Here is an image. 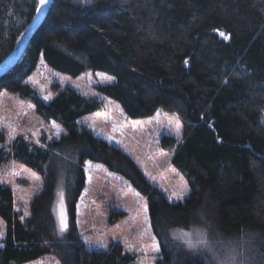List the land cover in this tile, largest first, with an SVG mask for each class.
<instances>
[{"label":"trees","instance_id":"16d2710c","mask_svg":"<svg viewBox=\"0 0 264 264\" xmlns=\"http://www.w3.org/2000/svg\"><path fill=\"white\" fill-rule=\"evenodd\" d=\"M38 4L0 0V62ZM40 58L71 76L110 74L112 82L94 87L131 118L159 108L178 115L181 139L162 142L174 146L171 163L186 177L188 196L169 201L120 148L77 122L101 107L98 98L54 84L45 102L24 81ZM2 89L30 100L66 133L34 143L6 142L0 131V162L13 158L43 178L24 219L12 188L0 182V264L50 251L61 264L134 262L121 242L89 249L74 222L65 233L59 225L57 189L73 221L85 160L103 163L145 196L155 264H264V0H53L19 62L0 77Z\"/></svg>","mask_w":264,"mask_h":264},{"label":"rangeland","instance_id":"374dc122","mask_svg":"<svg viewBox=\"0 0 264 264\" xmlns=\"http://www.w3.org/2000/svg\"><path fill=\"white\" fill-rule=\"evenodd\" d=\"M114 77L98 70H88L71 76L49 67L42 58L24 79L35 87L48 102L58 87L69 86L87 97H96L101 107L77 119L95 136L120 148L139 168L143 176L171 202L184 200L189 186L183 172L171 163L174 146L163 145L162 137L179 141L183 134L182 121L175 113L159 108L152 116L131 118L119 103L95 89L98 83H109ZM0 131L6 142L15 136L38 143L41 137L57 139L66 133L55 120L45 119L35 105L19 93L0 90ZM85 184L75 205L72 221L65 204L64 189L58 188V222L63 233L74 222L79 237L89 249H105L111 241L121 242L135 254L132 264H155L159 246L151 228L147 200L125 177L111 171L101 162L85 160ZM42 176L31 167L13 158L0 162V182L8 184L14 194L15 209L22 219L29 215L30 203L42 186ZM66 228L62 227L63 224ZM5 223L0 216V238ZM193 238L190 245L197 243ZM21 264H61L53 251Z\"/></svg>","mask_w":264,"mask_h":264},{"label":"water","instance_id":"95a60500","mask_svg":"<svg viewBox=\"0 0 264 264\" xmlns=\"http://www.w3.org/2000/svg\"><path fill=\"white\" fill-rule=\"evenodd\" d=\"M52 1L53 0H48L47 4L41 6L39 0V4L32 19L19 35L9 55L0 62V77L5 75L19 62L29 44L31 37L44 21ZM37 9H39V11H37Z\"/></svg>","mask_w":264,"mask_h":264},{"label":"snow or ice","instance_id":"6c2138e0","mask_svg":"<svg viewBox=\"0 0 264 264\" xmlns=\"http://www.w3.org/2000/svg\"><path fill=\"white\" fill-rule=\"evenodd\" d=\"M47 2H48V0H40V5L44 6L45 4H47ZM89 2H90V0H89ZM37 11H39V9H37ZM221 35H223V33H221ZM62 227L66 228L67 227L66 223L63 224Z\"/></svg>","mask_w":264,"mask_h":264}]
</instances>
